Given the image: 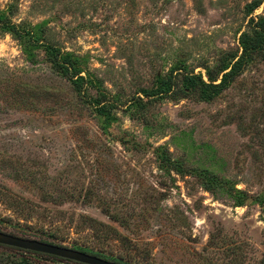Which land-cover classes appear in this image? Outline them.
Segmentation results:
<instances>
[{
	"label": "rangeland",
	"instance_id": "obj_1",
	"mask_svg": "<svg viewBox=\"0 0 264 264\" xmlns=\"http://www.w3.org/2000/svg\"><path fill=\"white\" fill-rule=\"evenodd\" d=\"M1 13L22 35L0 21L2 233L129 264H263L264 49L214 101L142 91L172 71L218 76L264 0H0ZM50 46L79 58L83 89ZM202 171L249 200L208 191ZM20 261L0 250V264Z\"/></svg>",
	"mask_w": 264,
	"mask_h": 264
},
{
	"label": "trees",
	"instance_id": "obj_2",
	"mask_svg": "<svg viewBox=\"0 0 264 264\" xmlns=\"http://www.w3.org/2000/svg\"><path fill=\"white\" fill-rule=\"evenodd\" d=\"M261 1H254L251 4L247 6L248 13L251 14L253 11H255L260 5ZM0 21L3 23V28L15 34L18 37H22L20 27L17 24H14L11 22L8 18L6 13L0 14ZM252 23V32L250 33H244L241 37V48H242V54L241 56L236 59L235 56H232V58L226 62L223 63L221 67H219V73L218 76H214L209 71L207 72L208 81L204 80V77L202 75H195L193 73H185L182 75V78L179 80L177 76H174L173 71L170 73L168 77L165 79L160 78L158 79V86L155 89L151 90H143L142 93L146 98H154L158 97V99H163L165 97L170 96L171 94H176L178 91L182 93L183 96H196L198 99L204 102H211L217 99L225 90L230 88L232 83L235 81V79L241 75V73L245 70L246 66L254 61L256 56H259L262 54V51L264 49V18H261L258 22L255 20L251 21ZM46 53L48 60L51 62V66L63 77L69 80H73V83L76 86L77 90H81L84 87V84L86 82V79L81 75V68L79 65L80 60L77 56L74 54H71L69 52H63L61 49L50 46L46 48ZM236 59V60H235ZM221 76V80L218 83V78ZM83 87V88H82ZM177 90V91H176ZM179 93V92H178ZM103 100L94 99L93 105L99 108V112L103 116H107L108 118H111V112L109 110V107L107 105H102ZM165 161L169 163V165L175 170H177L179 173H183V170L181 169L182 166H179L178 163H173L168 158V161L165 157L163 158ZM198 176L202 179L205 188L210 191L214 192L216 188H225L229 187L234 191L237 197V206H244L245 203L249 200V196L245 191L237 190L233 187L232 183L228 180L219 178L214 173H209V171H202ZM259 197L257 201L259 204L264 205V201ZM94 226L97 222L91 221ZM114 233H116L115 230H112ZM112 231H109L107 235L112 234ZM23 235L26 236V238H30V236L26 232H22ZM8 234V233H7ZM11 235H14L12 233H9ZM16 236V235H14ZM37 240L41 242H45L48 244L58 245L67 247L61 243L53 242L50 238L46 236H40L36 238ZM78 251H81L86 254H90L93 256H97L100 258H103L112 261L118 264H129L128 262L124 263L120 259H114V258H106L100 253L93 252L89 249L84 248H72ZM0 250L4 253H8L9 255H15L19 256L21 258L20 264H36L35 261L39 263L40 260H43L45 262H51V264H57V263H65V264H81L78 262L58 258L55 256H50L46 254L41 253H35L31 251H25L13 247H7L0 245ZM37 263V264H38ZM16 264V263H15ZM264 264V260H263Z\"/></svg>",
	"mask_w": 264,
	"mask_h": 264
},
{
	"label": "water",
	"instance_id": "obj_3",
	"mask_svg": "<svg viewBox=\"0 0 264 264\" xmlns=\"http://www.w3.org/2000/svg\"><path fill=\"white\" fill-rule=\"evenodd\" d=\"M0 245L55 256L81 264H118L106 259L103 260V258L86 254L72 248L48 244L39 240L14 236L5 232L2 233V231H0Z\"/></svg>",
	"mask_w": 264,
	"mask_h": 264
}]
</instances>
